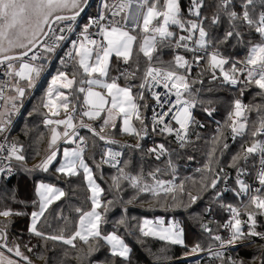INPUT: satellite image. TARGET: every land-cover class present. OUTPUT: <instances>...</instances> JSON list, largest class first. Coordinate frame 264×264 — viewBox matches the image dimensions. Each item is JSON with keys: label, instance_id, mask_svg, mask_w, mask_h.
<instances>
[{"label": "trees", "instance_id": "16d2710c", "mask_svg": "<svg viewBox=\"0 0 264 264\" xmlns=\"http://www.w3.org/2000/svg\"><path fill=\"white\" fill-rule=\"evenodd\" d=\"M154 1L164 2L145 0L140 5L138 20L130 29L136 34L135 42L148 33H144L139 19L145 6ZM176 3L178 24L172 25L176 30L175 36L155 40L149 55L137 48L134 42L128 59L111 57L106 75L109 80L141 96L138 102L139 106L142 105L143 115L136 120L137 133L126 136L131 142H136L142 121L149 112V94L142 85V75L148 65L158 68L159 60L163 59L164 68H171L160 67V70L178 74L182 71L185 97L194 103L185 143L177 145L170 138L153 133L142 139L140 146L123 148L118 164L109 165L104 160L107 147L103 141L90 130H82L87 145L82 156L102 189L98 208L100 235L93 240L107 248L106 256L95 252L92 258H87L81 252L89 255L91 245L79 251L62 242L60 237L75 233L77 219L90 209L89 189L81 171L68 175L57 172L59 158L45 169L35 163L43 158L38 140L48 129L44 118L50 116L41 110L42 102L38 101L37 92L31 94L23 106L8 136L24 143V159L16 161L14 174L0 183V227H5L12 234L13 246L29 252V261L32 259L42 264H92L97 261L105 264H209L204 256L189 257L186 254L195 245L201 250L216 245L218 236L228 230L235 216L242 220L243 225L235 230L238 245L214 258L210 264H264V211L255 203V200L259 202L264 198V183L249 198L243 199L235 195V190L221 194L219 187L211 188L217 172L247 169L252 176L256 167L257 149L251 151L249 147L254 142L258 143L264 126V91L254 85L256 77H248L244 69L249 68V46L264 40L258 30L261 21L264 22V0H176ZM107 9L106 0H91L81 13V22L86 23L90 16L96 17ZM192 20L206 30L208 41L205 46L195 47L192 38L187 40L191 42L190 47L185 45V41H176L175 37L180 32L188 34ZM180 25L185 29L181 30ZM213 55L222 58L221 68L233 82H221L217 67L211 64ZM180 57H184L187 64L182 70H176L175 61ZM19 61L7 62L16 68ZM77 63L75 58L70 67H60L72 69ZM56 66L59 65L54 63L46 70L40 83ZM84 78L81 75L65 89L68 94L66 103L76 111L85 107L79 87ZM236 102L245 107L239 117L235 115ZM29 108L33 111L30 116L26 115ZM86 121L98 124L93 119ZM118 132L119 128L115 127L111 131L112 136L115 133L120 135ZM157 142L163 143L167 149L166 156L159 160L154 159L150 152V146ZM114 146L120 148L119 144ZM125 160H129L130 165H125L124 169ZM116 175L121 176L124 182H119ZM39 181L55 184L63 191V195L47 205L42 213L35 191ZM154 182L157 190H144L148 183L152 185ZM170 182L171 190L158 191L159 187ZM4 210L11 214H1ZM37 213L40 217L33 232L29 225ZM155 215L173 217L180 228L185 229L183 244L140 232L141 218ZM249 216L252 224L248 221ZM249 227L252 228L251 233L247 232ZM109 232L124 239L130 249L127 257L111 253L108 244L100 240ZM57 245L63 246H60L61 250Z\"/></svg>", "mask_w": 264, "mask_h": 264}, {"label": "rangeland", "instance_id": "374dc122", "mask_svg": "<svg viewBox=\"0 0 264 264\" xmlns=\"http://www.w3.org/2000/svg\"><path fill=\"white\" fill-rule=\"evenodd\" d=\"M84 3L85 0H0V56L5 54L18 53L28 49L34 42H36L42 36V34L46 30L47 24H49L48 22L53 16L59 14L58 12H70L75 9L78 10L84 5ZM147 7H152V9L154 10H160L162 13L161 19H158L157 21L152 20L155 19L154 17H152L151 19V25L153 26L151 27L150 25V29L152 33L154 35L157 34L159 37L162 38H173L176 34V30L174 27H172V18L173 14H176L177 12V6L176 8L172 7L170 5V0H164V2L154 1L151 4H148ZM77 10H75V12ZM147 11L150 10L148 9ZM149 17L151 18V14H149ZM148 20L149 19L147 18V22H144L142 24L144 27L143 30L145 31L144 33L148 32L146 36L142 38V40L135 42L136 34H133L130 31L131 28H126L127 31H129L128 33H130L134 37V42L136 43L137 48H141L143 52L147 55L152 52L155 40H159L152 33H150L148 29H146L145 24L151 21ZM180 29L184 30L185 26L180 25ZM194 29L198 30V34L195 39V47L205 46L208 41L207 32L204 28L197 24L195 20H192L189 23V28L187 29L188 34H182L180 32L179 35L175 37L176 41L178 43H181V41H185L186 43L187 40L194 38ZM258 30L264 38L263 21H261ZM78 46L75 49V52L79 58L77 61V66L72 69L56 66L52 73L49 74V76L45 79V81H42L41 83V79L39 81L38 79L39 77L42 78L43 76H41V74H44L46 72L44 70L46 65H33L32 75L27 82H21V80L16 77L15 72L12 70L10 76L11 87L9 89L7 97L5 98L2 103V106L0 107V120L3 123L6 117H10L13 115L12 110L9 107V103L18 102L17 93L19 86H24L26 88V94L29 97L34 92L38 93V101L40 100V104L42 102L41 110L46 115H49L51 120H49L48 117L44 118V122L48 129L47 131H45V134L42 135V138H39L38 140L39 148L41 150L43 149V158L41 160L36 161L35 163L38 164L40 168L45 169L48 168L57 158H59V161L57 162L58 164H56L57 172L59 171L68 175L75 174L81 171L84 174V178L88 186L91 198L90 209L81 213V215L77 219L75 233L71 234L68 237L60 238L64 244L72 246V248H74L75 250L78 249L79 251H82L85 247L91 245V247H89L91 250L89 252V255L87 254V252L81 253L84 254L87 258L89 256L92 258L95 252H99L101 255L106 256L107 251V248L103 247L104 245L101 242L93 240L100 235L99 227L101 217L98 208L101 204L100 194L102 189L94 178L90 167L84 160L82 156L83 150L77 146L74 141V137L72 135L64 137V128L58 125V123L56 124V120H65V114L71 109L68 103H66L68 99V94L65 89L69 88L70 84L77 80L81 75L88 79L96 74H99V72L101 73L104 55L103 53H101L102 51L99 48V43L96 42L95 45H92L88 44L84 40H81ZM148 46L151 47L150 50H147ZM94 49H96L97 52L94 53ZM45 57L49 59L51 55L46 54ZM161 57L162 56H160L159 58ZM158 63L160 64V66H158L157 69H160V67L164 68L165 62L163 59H160ZM186 64V59L184 57H180V59H177L175 61L174 66L176 70H182L186 66ZM247 65L249 68L244 69L247 71V76L256 77L254 85L264 91V40L262 43L249 46L247 53ZM165 67L166 68L164 69L166 70L168 68H171L167 66ZM219 67H217V74L220 75L222 73V78L224 80H227L229 78V75L225 71L224 73L221 72V64ZM180 72L179 74L181 75ZM231 72L234 73V70H231ZM236 72L238 73V69L236 70ZM166 73L169 74V76H173L168 72ZM85 78L81 81L82 84L79 87L80 91H82L83 93L84 103L86 104L90 100V95L91 93H93V91H95V88L92 86H87L85 83L87 79L85 80ZM234 110L236 117H239L240 115H242V113H244L245 107L243 106V104H240V102H236L234 105ZM185 112L186 109L181 110L179 113V117L184 116V114H186ZM32 114V108H29L26 112V115L30 116ZM98 129L100 130V132L112 135L111 130H101L99 127ZM113 137L121 141L126 139L128 140L126 136L118 138L116 135H114ZM61 143H63L62 146H60ZM20 144H23L24 146L23 142H21ZM256 149H258V143L254 142L252 146L249 147V150L255 151ZM22 150L23 151H21V153L19 155L17 154V156L15 157V162H18L19 160L22 161L21 155L23 156V147ZM125 165H130V161H124V169L126 168ZM120 172L122 174H125L123 170H120ZM120 177L121 176L118 175L115 176V178H119L117 179L119 180V182L123 183L124 181L122 180V177ZM148 184L149 185L145 188L142 186L144 190L151 192L157 190V183L154 182L152 185L151 183ZM35 191L39 200L40 213L43 212V210L51 201L58 200L63 195V191L62 189H60L59 186L49 183L47 181L37 182L35 186ZM263 199L264 198L260 199L259 202L258 200H255V203L257 204V206H260L262 208V211H264ZM40 213L34 214V218H32V221L30 222L29 228L33 232H35L36 220L39 219ZM1 214L10 215L11 212L4 210L1 211ZM248 219L249 223L252 224V217L249 216ZM234 225L235 230L238 227L243 226L242 220L236 218L234 220ZM0 230L7 229L5 227H0ZM139 230L144 235H152L162 240L176 242L178 244H183V239L186 235L185 229L182 230L180 228L179 223L175 221L173 217L166 218L162 215L142 217L140 220ZM155 230L158 231V235L155 234ZM237 232H241V229L237 230ZM247 232L251 233L252 228L249 227ZM102 237V239H99L102 242L108 244V248L110 249L111 253L119 255V257L128 256L130 249L122 237L113 232H109ZM176 238H178L180 242L174 240ZM58 245L57 248L61 250L60 246L62 245ZM92 246H97L98 249L95 250ZM195 247L196 245L191 248V250L186 254V256L196 257L193 256V254L196 253V250H194ZM65 248L70 249L67 247ZM11 252L16 256L21 257V259L25 258L28 263L30 262L31 264H42L40 261H35L32 259L29 261L27 255L30 254L23 248H17L14 245L11 248ZM8 259L12 258L5 254L4 257L0 255V264H8ZM92 264L105 263H103L102 261H97Z\"/></svg>", "mask_w": 264, "mask_h": 264}, {"label": "built area", "instance_id": "2783aa9c", "mask_svg": "<svg viewBox=\"0 0 264 264\" xmlns=\"http://www.w3.org/2000/svg\"><path fill=\"white\" fill-rule=\"evenodd\" d=\"M106 1L108 9L96 17L90 16L86 23L81 22V15L55 20L51 24L42 44L26 57L20 59L16 68L8 62L0 63V107L11 87L10 76L12 70L21 82H27L32 75L33 65H46L45 71L54 63L59 66L70 67V64L76 58L75 49L81 40L88 44H94L97 40H100L102 48L106 49L108 43L104 38V34L124 31L126 27L124 15L130 8L129 0ZM195 10L193 8V11ZM172 24H178L177 14L172 18ZM185 45L187 47L192 46L190 41H187ZM46 54L51 55V57L49 59L46 58ZM221 72H223L222 68ZM142 76V85H145L149 94L150 104L148 116L142 121L136 142H131L127 139L121 141L112 135L100 132L98 126L85 120L83 115L84 108L78 111L71 109L66 114L65 120L56 122L58 125L62 124L64 128L63 136L72 135L77 146L84 151L87 145L82 137V130H90L106 145L104 160L109 165L118 164L123 148L128 145L140 146L142 139L149 137L153 133L168 137L177 145L185 143L187 124L194 108L193 101H189L185 97V78L181 75L169 76L165 71L158 70L151 65H148ZM219 77L221 82L230 81L229 78L224 80L222 73ZM40 79L41 77H39L38 81ZM28 97L26 88L19 86L17 93L18 102L9 103L13 115L6 117L0 125V183L8 180L14 174L15 157L22 151V145L10 139L8 135L14 122L22 112ZM184 109H186V114L179 117L180 111ZM48 119L51 120L49 117ZM257 141V161L254 174L251 176L247 169H238L232 172L225 169L222 172H217L216 176L220 179L217 187H219L221 194L235 190L234 193L238 198H249L264 183V126L260 130V138ZM114 144H119L120 148L115 147ZM150 152L154 159L159 160L166 156L167 149L163 143L157 142L150 146ZM21 158L22 160L24 159L22 155ZM172 187L170 182L159 187L158 191L167 192ZM235 219L234 216L228 225V230L218 236L219 242L216 245L206 250L195 247L196 253L193 256H204L210 264L214 258L216 259L236 247L238 242L235 233ZM12 246V234L8 230H0V255L4 257L5 254L12 258L8 259V264H29L25 258L21 259V257L11 252Z\"/></svg>", "mask_w": 264, "mask_h": 264}, {"label": "crops", "instance_id": "0c3cea01", "mask_svg": "<svg viewBox=\"0 0 264 264\" xmlns=\"http://www.w3.org/2000/svg\"><path fill=\"white\" fill-rule=\"evenodd\" d=\"M144 1L145 0H129L130 8L128 12L124 15V21L126 23L125 29L133 28V24L136 22V19L138 20V15L140 13V7H141L140 5ZM170 5L176 8L177 6L176 0H170ZM147 6H145V9H143L139 19L141 20L142 23L147 22L146 21L147 18L149 19L148 21H150L152 17L155 18L152 20H156V21L158 20V17H160L161 19L162 13L160 10H154L152 9V7L149 8ZM148 9L150 11H147ZM75 10L70 12L67 11V12L74 13ZM67 12H58V13L66 14ZM149 14H151V18L149 17ZM176 14H173V17L176 16ZM152 20L149 23L145 24L146 29H148L150 33H152L150 29ZM152 26L153 25H151V27ZM127 29L122 32L105 33L104 38L108 43V47L106 49L102 48L100 40L96 41L99 43V48L102 51L101 53H103L104 55L103 65H102L101 73L99 72V74H96L91 78H88L86 81V85L89 87L91 86L94 87L95 91L91 93L90 100L88 101V103L84 105L85 107L83 112V115L85 116V120L93 119L94 121H97L98 123L97 126L101 130L103 129L105 131H110V130L112 131V129L118 127L119 128L118 133L120 135L115 133L118 138H122L137 133L138 122L136 120L142 117L143 115L142 105L139 106V102H138V99H141V96L132 93V91L128 87L126 88L125 86H121L113 81H110L106 75L107 68L112 56L121 57L126 60L131 55V51L134 43V37L130 33H128L129 31H127ZM193 31H194V38L192 39H193V44L195 45V39L198 34V30L194 29ZM154 36L157 37L158 39H165L159 37L157 34ZM95 43L92 45H95ZM150 48L151 47L148 46L147 50H150ZM95 52H97L96 49H94V53ZM75 55H76V60L78 61L79 58L76 52ZM210 59H211V64L215 67H219L220 64L223 65L222 58H218L217 56L213 55L211 56ZM166 72L172 75H179L178 73L171 71H166ZM229 80L233 82L230 76H229ZM56 122H58V120H56ZM1 124L2 121L0 120V125ZM59 125L63 128L62 124ZM155 231H156L155 234L158 235L159 234L158 231L157 230ZM174 240L180 242L178 238Z\"/></svg>", "mask_w": 264, "mask_h": 264}, {"label": "water", "instance_id": "95a60500", "mask_svg": "<svg viewBox=\"0 0 264 264\" xmlns=\"http://www.w3.org/2000/svg\"><path fill=\"white\" fill-rule=\"evenodd\" d=\"M90 1L91 0H85L84 5L80 9H78L76 12H74V13H71V14H68V13L67 14H57V15L53 16L50 19V21L48 22L49 24H47L45 32L42 34V36L36 42H34L28 49H26V50H24L22 52L5 54V55L0 56V63L7 62V61H10V60H15V59H22V58L26 57L34 49H36L37 47H39L42 44V42H43V40H44V38H45V36H46L51 24H53V22L55 20L62 19V18H67L68 19L69 17L80 16L81 13H83L85 11V9L87 8V6H88ZM219 180H220L219 178L215 179V181L211 185L212 189L217 187V185L219 183Z\"/></svg>", "mask_w": 264, "mask_h": 264}]
</instances>
